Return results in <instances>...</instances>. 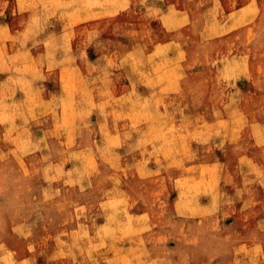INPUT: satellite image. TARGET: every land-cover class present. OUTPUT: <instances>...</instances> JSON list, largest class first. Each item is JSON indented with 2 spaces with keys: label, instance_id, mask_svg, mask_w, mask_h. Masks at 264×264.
<instances>
[{
  "label": "rangeland",
  "instance_id": "374dc122",
  "mask_svg": "<svg viewBox=\"0 0 264 264\" xmlns=\"http://www.w3.org/2000/svg\"><path fill=\"white\" fill-rule=\"evenodd\" d=\"M89 1L0 0V264H264V0Z\"/></svg>",
  "mask_w": 264,
  "mask_h": 264
},
{
  "label": "crops",
  "instance_id": "0c3cea01",
  "mask_svg": "<svg viewBox=\"0 0 264 264\" xmlns=\"http://www.w3.org/2000/svg\"><path fill=\"white\" fill-rule=\"evenodd\" d=\"M111 7H113V6H94L93 8H88V10H86V11L99 12V14L98 15L93 14L94 16H91L89 18H84L83 21H82V24L90 23L92 21H99L101 19L106 18L107 17L106 16L107 15V11H109V8H111ZM180 10H178V11H180ZM121 11H122V9H121Z\"/></svg>",
  "mask_w": 264,
  "mask_h": 264
},
{
  "label": "bare ground",
  "instance_id": "6f19581e",
  "mask_svg": "<svg viewBox=\"0 0 264 264\" xmlns=\"http://www.w3.org/2000/svg\"><path fill=\"white\" fill-rule=\"evenodd\" d=\"M89 1V0H88ZM90 2V1H89ZM93 3V2H92ZM101 3H102V1H101ZM95 4H97V3H95ZM92 4H91V2H90V6H91Z\"/></svg>",
  "mask_w": 264,
  "mask_h": 264
}]
</instances>
